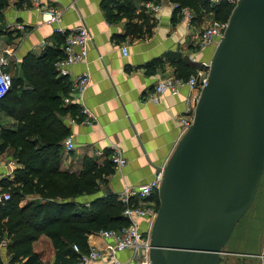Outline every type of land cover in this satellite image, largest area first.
Segmentation results:
<instances>
[{
	"label": "crops",
	"instance_id": "1",
	"mask_svg": "<svg viewBox=\"0 0 264 264\" xmlns=\"http://www.w3.org/2000/svg\"><path fill=\"white\" fill-rule=\"evenodd\" d=\"M206 1L213 6L221 1L234 5L232 1L236 0ZM144 2L49 0L52 7L62 11L59 26L64 31L61 34L64 41L68 32L80 25L91 36L85 61L70 66V77H67L70 83L71 78L88 74L89 84L82 104L91 116L88 123H82L84 115L79 112L77 103L78 112L56 114L68 128L74 143L70 151L62 148L59 170L78 173L84 158L102 165L109 161L112 147L119 149L124 160V164L118 169L113 167V173L100 184L103 186L99 193L73 198L77 203L88 204L104 192L118 199L125 188L149 182L155 169L165 166L183 135L180 118L185 115L186 99L191 93L183 86L175 95L165 94L159 103L145 102L143 97L164 76H176L175 64L179 59L199 67L210 62L213 54L214 45L203 48L196 45L198 33L214 21L210 14H205L200 7V12L197 7H185L192 15L188 23L180 8L171 6L172 0H161L162 7L157 13L146 10ZM54 27L27 4L7 0L0 15V56L17 65L29 53L38 55L47 47L57 46ZM122 46L127 47L126 55L121 52ZM58 47L61 49L62 45ZM190 55L196 57V63L190 62ZM5 66L3 70L13 77L14 71H6ZM4 151L0 147V192L1 181L13 182L18 167L12 155L6 156ZM37 198L38 195H26L19 206ZM139 222L145 225L143 219ZM105 243L95 234L87 237L88 245L101 248ZM42 244L44 248L38 249ZM224 248L221 256L230 257L234 264H264L261 257L264 251V171L249 209L234 226ZM32 249L42 263H53L54 249L45 235L32 243ZM0 255L3 264H8L4 245L0 246ZM131 256L130 251L118 254L123 263L136 264L130 260Z\"/></svg>",
	"mask_w": 264,
	"mask_h": 264
},
{
	"label": "water",
	"instance_id": "2",
	"mask_svg": "<svg viewBox=\"0 0 264 264\" xmlns=\"http://www.w3.org/2000/svg\"><path fill=\"white\" fill-rule=\"evenodd\" d=\"M263 171L264 0H237L163 168L149 264H220Z\"/></svg>",
	"mask_w": 264,
	"mask_h": 264
},
{
	"label": "trees",
	"instance_id": "3",
	"mask_svg": "<svg viewBox=\"0 0 264 264\" xmlns=\"http://www.w3.org/2000/svg\"><path fill=\"white\" fill-rule=\"evenodd\" d=\"M172 1L180 7H197L199 12L200 7L214 21H227L234 6L224 1L213 6L206 0ZM6 5L7 0H0V15ZM54 40L57 46L47 47L38 55L29 53L22 59L19 75L10 77V89L0 100V110H6L16 122L0 129V147L11 149L18 165L13 182L1 181V191L10 194L9 200L0 203V246H5L8 264H48L42 263L32 249V243L41 235L52 243V264H78L73 245L84 253L88 235L128 225L122 215L124 205L110 193L104 192L88 204L73 200L100 191V184L113 173L110 161L96 165L84 158L78 173L59 170L61 144L69 130L57 115L78 112V106L63 102L70 83L67 77L57 75L54 64L63 57L58 46H63L64 36L55 33ZM175 67L176 77L182 79L198 68L180 59ZM26 195L39 198L19 206Z\"/></svg>",
	"mask_w": 264,
	"mask_h": 264
},
{
	"label": "built area",
	"instance_id": "4",
	"mask_svg": "<svg viewBox=\"0 0 264 264\" xmlns=\"http://www.w3.org/2000/svg\"><path fill=\"white\" fill-rule=\"evenodd\" d=\"M236 1L232 2L235 4ZM10 2L27 4L41 14L44 22L55 26L53 28L54 33L62 34L64 32L59 26L62 11L52 7L49 4V0H10ZM143 6L152 13L159 12L162 7L161 0H158V2L145 0ZM171 6L180 8L182 15L186 17V21L188 23L191 22L192 15L187 8L180 7L175 2L171 3ZM226 27L227 21H213L209 27L198 33L196 43L198 48L209 45L216 46L223 37ZM90 39L91 36L82 25L68 32L62 46L63 57L54 64L55 72L58 76L70 77L69 67L85 61L87 55L86 45ZM121 52L126 55L127 47L122 46ZM189 60L191 63L197 62L194 55H190ZM5 65L6 58L0 56V100L7 94L11 86V78L3 70ZM208 72L209 62L200 65L196 74L190 75L187 79L172 75L164 76L156 82L151 91L144 95L143 101L159 103L165 94L175 95L181 87L186 86L191 95L186 99L185 115L180 118L181 132L183 134L192 124L195 105L201 89L206 84ZM70 83L68 95L63 99V102L65 105L71 103L80 105L79 112L84 115L82 123H88L91 115L83 106L82 98L89 84V76L87 73L77 75L71 78ZM71 121L74 122L73 119ZM73 144L72 136L68 135L63 139L61 145L65 151H70L74 147ZM109 161L115 169L124 164L123 157L117 147L111 148ZM163 168L160 167L158 171H155L149 182L138 187L125 188L118 200L124 205L122 215L128 220V225L119 229L99 230L96 232L95 235L106 242L104 247L99 248L95 245H88L87 251L81 253L76 245L72 246L73 251L78 254V264H125L118 258V254L123 251H130L132 254L130 260L136 262V264H149L150 231L158 209L156 202L150 197L158 193L162 182ZM9 198L10 194L8 192H0V203L9 200ZM139 219L145 221L144 226L141 225ZM261 257L264 259V251Z\"/></svg>",
	"mask_w": 264,
	"mask_h": 264
},
{
	"label": "rangeland",
	"instance_id": "5",
	"mask_svg": "<svg viewBox=\"0 0 264 264\" xmlns=\"http://www.w3.org/2000/svg\"><path fill=\"white\" fill-rule=\"evenodd\" d=\"M15 63V62H14ZM14 63L10 62L9 58L6 60V65L5 66V70L6 71H14V77L15 76H18L19 75V64L20 63H16L17 65H15ZM12 69V70H11ZM198 69V68H197ZM196 69V71H197ZM196 71L194 74H196ZM7 111L6 110H0V129L1 128H10V126H13L16 122L13 118H10L7 116ZM5 154L6 156L8 155H12V150L11 149H6L5 151ZM4 158V157H3ZM103 186V185H101ZM100 186V187H101ZM100 192V191H99ZM98 192V193H99ZM155 202L158 201V196H157V193L155 195L154 198H152ZM43 244L41 246H38V249H43ZM225 249V248H224ZM45 251V250H44ZM45 253L47 254V252L45 251ZM235 261H232V259L228 256H225V255H222L221 256V260H220V264H234Z\"/></svg>",
	"mask_w": 264,
	"mask_h": 264
}]
</instances>
